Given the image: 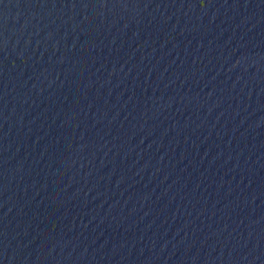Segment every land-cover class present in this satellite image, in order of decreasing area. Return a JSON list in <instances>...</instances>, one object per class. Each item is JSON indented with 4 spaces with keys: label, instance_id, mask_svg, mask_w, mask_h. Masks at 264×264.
<instances>
[{
    "label": "water",
    "instance_id": "water-1",
    "mask_svg": "<svg viewBox=\"0 0 264 264\" xmlns=\"http://www.w3.org/2000/svg\"><path fill=\"white\" fill-rule=\"evenodd\" d=\"M0 264H264V0H0Z\"/></svg>",
    "mask_w": 264,
    "mask_h": 264
}]
</instances>
